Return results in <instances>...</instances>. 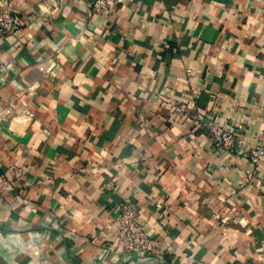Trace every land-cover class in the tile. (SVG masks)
Masks as SVG:
<instances>
[{
    "label": "crops",
    "instance_id": "obj_1",
    "mask_svg": "<svg viewBox=\"0 0 264 264\" xmlns=\"http://www.w3.org/2000/svg\"><path fill=\"white\" fill-rule=\"evenodd\" d=\"M93 1L0 0V264H264V0Z\"/></svg>",
    "mask_w": 264,
    "mask_h": 264
},
{
    "label": "built area",
    "instance_id": "obj_2",
    "mask_svg": "<svg viewBox=\"0 0 264 264\" xmlns=\"http://www.w3.org/2000/svg\"><path fill=\"white\" fill-rule=\"evenodd\" d=\"M112 0H94L93 7L96 10L107 11L112 4ZM19 28V22L16 20L10 9H2L0 12V35L11 33ZM199 119L200 115H194ZM212 145L217 150H232L236 148L238 152L247 155L248 159L257 162L264 158V145L256 143L250 145L244 142L242 135L235 132L232 128H227L217 120L210 121L204 125ZM21 175V173H17ZM121 211L117 216L118 232L116 243L119 249L126 252H133L141 256L157 252V241L146 231L143 221L138 219L137 205L123 202Z\"/></svg>",
    "mask_w": 264,
    "mask_h": 264
}]
</instances>
